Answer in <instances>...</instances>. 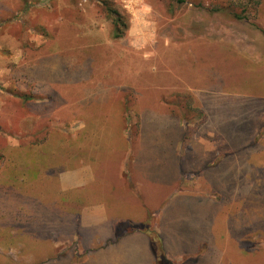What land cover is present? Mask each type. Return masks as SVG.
<instances>
[{"label": "rangeland", "instance_id": "1", "mask_svg": "<svg viewBox=\"0 0 264 264\" xmlns=\"http://www.w3.org/2000/svg\"><path fill=\"white\" fill-rule=\"evenodd\" d=\"M103 1L123 16L127 29L120 39L112 37L113 24ZM28 2L36 10L23 15ZM11 8L15 13L8 11ZM3 28L10 36H0V264H152L141 236H118L112 242V237L99 232L87 235L79 230L74 211L62 205L65 201L58 202L59 207L51 206L48 199L44 204L38 201L44 194L30 190L28 181L19 186L34 166L42 171L47 162L42 144L36 149L30 146L27 153V147L20 146L41 140L51 129L58 131L51 140L75 141L79 98L89 95L85 98L92 102V94L108 85H116L120 92L131 87L136 108L173 109L182 120L199 125L204 93L233 90L220 83L219 75L225 71L236 79L241 72L238 63L244 64L243 54L236 45L264 43V0L259 6L252 0H0ZM18 48L24 50L20 57ZM49 55L53 73L68 70L76 75L71 64L89 63L90 78L85 76L83 83L72 77L62 84H35L34 67L28 61ZM17 59L19 64L14 63ZM58 63L69 68H57ZM52 93L60 98L48 104L43 97ZM23 94L42 97L39 101L47 108L33 104L22 111L14 95ZM230 126L237 132L241 128L236 120ZM216 182L220 193L216 201L222 198L223 203L213 202V195L212 203L223 210L245 206L260 216V222L246 229V236L249 231L256 236L254 244L244 233L238 237L234 224L223 222L227 233L222 231L223 240L215 238L214 247L231 252L239 240L246 264H264V180H234L226 175ZM237 185L241 197L233 202ZM174 216L169 223L177 226L175 238L182 241L192 240L194 231L207 222L196 216L194 223H181V214ZM217 230H222L220 221L214 233ZM250 246L253 251H247Z\"/></svg>", "mask_w": 264, "mask_h": 264}, {"label": "crops", "instance_id": "2", "mask_svg": "<svg viewBox=\"0 0 264 264\" xmlns=\"http://www.w3.org/2000/svg\"><path fill=\"white\" fill-rule=\"evenodd\" d=\"M29 3L23 15L36 10ZM8 11L15 13L12 8ZM0 36L10 34L3 28ZM248 46L236 45L244 63H238L242 70L237 78L225 71L219 75L220 83L231 85L228 89L233 90L225 94L204 93L199 125L182 120L173 109L134 107L131 87L120 92L116 85H108L92 94V102L85 98L89 95L79 98L74 118L79 124L76 140H69L68 136L69 141L62 140L58 146L60 142L50 139L58 131L51 129L53 133L42 143L46 167L40 171L34 166L36 169L22 177L20 180L25 181L18 182L19 186L29 182L30 190L39 189L44 194V199L38 201L44 203L48 199L51 206L59 207L58 202L65 201L62 205L74 211L79 230L87 235L99 232L112 237V242L118 236H141L152 264H158L154 246L140 230L147 223L158 236L166 263L246 264L239 240L231 252L226 247L219 250L214 244L224 231L223 222L234 224L237 236L244 233L247 242L254 244L256 236L250 231L246 236V229H254L260 222V216L245 206L223 210L222 205L216 204L223 203L222 198L216 201L220 194L216 181L226 175L234 180H264V43ZM222 48L229 51L227 45ZM17 52L19 57L24 54L21 48ZM50 60L49 55L48 59L38 56L28 61L29 67H34L35 84H62L72 77L83 83L85 76L91 75V70L87 71L92 68L89 63L71 64L77 68L76 75L68 70L53 73ZM25 64L23 61L22 66ZM66 64L58 63L57 68H69ZM48 97L60 98L52 93L43 99ZM39 103L47 108V103ZM233 120L241 127L238 132L230 128ZM234 190L233 202L241 197L238 185ZM33 201L37 202L35 195ZM176 212L181 214V223H194L196 216L207 222L194 231L192 240H177V226L169 223ZM217 221L222 230L214 233ZM118 227L125 228L119 235ZM129 227L137 228L127 230ZM249 249L254 250L251 246ZM193 259L198 261L194 263Z\"/></svg>", "mask_w": 264, "mask_h": 264}, {"label": "trees", "instance_id": "3", "mask_svg": "<svg viewBox=\"0 0 264 264\" xmlns=\"http://www.w3.org/2000/svg\"><path fill=\"white\" fill-rule=\"evenodd\" d=\"M252 1H253L255 6H259L262 0H252ZM102 3L105 6L104 11H105L107 19L110 20L111 23L113 24V35H112L113 39L122 38L124 30L127 29V26L123 21V16L115 8H112L108 2L103 1ZM236 19H240V17H236ZM14 96L19 98V104H20V106H22V111L24 109H26L27 107L33 105V104H36L37 107H40V103H39L40 98H38L34 95L23 94V95H14ZM45 100L48 104H50L53 99L51 97H48ZM52 133L53 132H51V131H47V132H45L44 137H42L41 140H39V141L34 140V141L28 142V143H26V145H22L20 147H22V148L27 147V150H26V153H27L30 146L33 147L34 149L38 148L39 146H41L42 143H44L46 140H48V137ZM126 227H128V226H126ZM134 228H137V227H133V228L129 227L127 230H129V229L133 230ZM124 229L125 228L118 227V231H117L118 235L121 234L122 232H124ZM140 230L143 231L144 233H146L149 236V238L151 239L152 244L154 246L155 256H156V260H157L158 264H166L164 257L160 253V244H159L158 236L155 234V232L153 230H151V228L149 227V223L140 227Z\"/></svg>", "mask_w": 264, "mask_h": 264}]
</instances>
